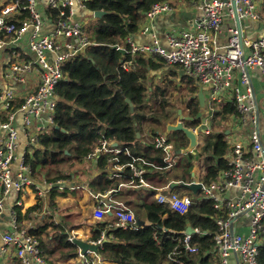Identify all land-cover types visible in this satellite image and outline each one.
I'll return each instance as SVG.
<instances>
[{"label": "built area", "instance_id": "obj_1", "mask_svg": "<svg viewBox=\"0 0 264 264\" xmlns=\"http://www.w3.org/2000/svg\"><path fill=\"white\" fill-rule=\"evenodd\" d=\"M43 2L44 5L39 4V0H3L0 5V117L4 114L7 117L0 122V216L3 211L2 196L9 194L11 190L19 194L25 186L32 184L26 175L30 169L24 165L25 157L21 160L22 172L18 174V179H12V168L19 147L15 117L17 114L22 115L26 144L30 148L35 146L52 124L56 107L55 88L64 78L63 65L91 45L85 33V21L82 16L76 15L84 13L87 0ZM235 3L240 20H261L254 0H235ZM174 9L168 2L154 4L146 13V20L149 22ZM47 10L56 13L52 21L46 15ZM200 10L202 14L196 19L192 29H179L166 34V48L155 42L150 46H140L132 38H127L129 52L131 55L160 58L168 66L181 68L184 75L197 86L207 88V122L213 118L212 105L232 104L236 112L229 116L238 118L241 127L244 123L249 126L247 144L236 142L229 146L228 134L227 169L219 173L215 182L204 185L196 180L190 183L170 181L163 188L156 189L154 199L171 211L184 215L194 204L187 186L200 183L199 196L211 200L215 210L217 230L213 241L216 263L230 264L231 258L235 257L238 264H257L260 237L264 231V146L260 134V111L250 84V71L258 70L264 76V34L254 40L243 39L242 36L240 41L238 31L233 28L229 31L227 43L218 48L215 46L214 36L220 30L224 11L228 10V15L234 18L231 2L207 0L202 3ZM24 11L28 16L23 22L16 21ZM49 26L50 30L47 29ZM28 32V53H24L20 41ZM4 52L7 54L6 58H3ZM122 68H134V65L128 62ZM31 75L35 80V88L21 97V92H17L16 87L18 84L24 85ZM17 98L23 99L21 106L16 111L9 112ZM192 129L197 133L198 126ZM210 133L211 130L208 129L205 135ZM153 144L156 149L164 152V161L168 163V167L174 165L175 161L171 158L174 149L167 135L156 136ZM105 153L117 155L121 153V149L102 141L89 158L95 159ZM143 164L144 162L133 160L128 165L133 178L132 188L146 186ZM122 169L123 166H116L114 176L117 177ZM173 183L176 186H172ZM15 204L21 206L20 201ZM109 213L115 220L112 228L127 230L138 227L132 211L125 205L100 202L93 208L92 216L102 221ZM10 219L13 231L3 235L0 253L12 248L15 258L21 264L42 263L38 241L27 229L18 226L16 211L11 213ZM146 225L150 226V223ZM194 230V234H205ZM183 235L180 242L184 247L183 254L176 247L168 255L169 260L179 264H182L181 257L198 251L190 245L192 235L185 232ZM103 236L102 234L99 241L92 243L100 245L104 240Z\"/></svg>", "mask_w": 264, "mask_h": 264}, {"label": "trees", "instance_id": "obj_2", "mask_svg": "<svg viewBox=\"0 0 264 264\" xmlns=\"http://www.w3.org/2000/svg\"><path fill=\"white\" fill-rule=\"evenodd\" d=\"M181 1L190 7L198 2ZM162 2L168 0H87L86 10L105 14L96 19L94 24L86 26L85 33L91 45L63 65L64 78L55 88L56 107L52 124L39 138L40 149H34L32 156L26 155L24 159V165L30 169V178L35 183H41V177H44L48 184H55L66 179L64 169L88 159L99 142L104 141L110 145L117 143L121 153L101 154L95 160L98 168L105 173L109 168L123 166L120 176L130 187L133 178L128 165L133 160L144 162L146 171L143 178L146 186L134 188L133 192H137L138 197L144 194L146 198L138 203L125 202L124 205L132 211L136 222L142 220L149 222L150 226L123 230L111 227L114 219L95 220L91 241H99L102 234L105 240L99 245L100 264H179L169 260L168 255L176 247L183 254L184 247L180 242L188 226L205 234L191 236L190 245L198 251L181 257L182 264H214L213 235L217 226L213 202L197 193L195 196L198 197L194 199L188 212L180 215L167 206L158 204L153 197L156 189L163 188L170 181L190 183L194 178V164L191 162L193 156L189 154V159H179L168 167V163L164 161V152L156 149L153 144L160 131L164 132L165 124L174 120L169 116L170 113H176L171 99L184 87L186 99L182 101L185 102L188 116L195 118L199 112L198 100L193 98L197 92V85L193 80L186 77L187 80L183 78L178 85L172 75L168 74L162 80H167L165 84L154 85L152 81L148 82L150 73L168 65L160 58L131 55L129 52L126 39L138 33L146 19V13L154 4ZM46 15L52 21L56 13L47 10ZM27 16L24 11L16 21L23 22ZM128 62H132L134 68H122ZM126 99L132 103L133 113L130 112ZM22 102L23 99L17 98L9 112L16 111ZM235 112L236 108L232 104L214 108L213 122L218 117L223 122ZM6 119L4 114L0 117V122ZM185 124L189 128H196L199 122L194 120ZM136 132L140 138H137ZM144 134L151 137V142L141 147ZM172 135L171 140L167 138L174 150L187 146L188 141L182 133ZM199 151L204 164L199 181L210 185L216 181L221 171L227 169L229 146L225 131L207 135L202 139ZM119 185L122 183L106 179L99 184L101 191L110 193ZM55 189V186L50 189V203L56 196ZM189 194L194 196L191 192ZM43 205L44 201H38L36 206L23 215L17 211V223L28 219L29 212L40 213ZM25 229L38 241L43 262L50 260L53 252L58 250L68 251L71 258L76 257L77 247L68 239L65 232L68 230L62 225L50 221ZM49 230L56 231L54 235L57 240L52 248H46L51 238ZM257 264H264V231L258 248Z\"/></svg>", "mask_w": 264, "mask_h": 264}, {"label": "crops", "instance_id": "obj_3", "mask_svg": "<svg viewBox=\"0 0 264 264\" xmlns=\"http://www.w3.org/2000/svg\"><path fill=\"white\" fill-rule=\"evenodd\" d=\"M205 1L207 0H198L195 6L190 7L181 0H176L175 1L176 3L170 2V0H168V3L173 4L175 8L174 11L167 14L159 15L149 22L145 19L142 25L140 26L138 33L134 37H131L133 42L140 46L141 45L150 46L155 42L160 47L166 48L167 47V42L165 39L166 34L171 31H175L179 29H192L196 19L199 18L202 14L200 7L202 3ZM222 1L231 2V0H222ZM259 1L260 2H258V7L256 6V8H260V10L264 12V0H259ZM39 4L44 5L43 0H39ZM76 15L84 17L83 15L86 14L79 12L76 13ZM260 15H261L260 21L242 20L240 30L243 39L254 40L261 37L264 34V14L260 13ZM233 28H236L234 18L228 15V10H225L222 18L220 30L214 36V43L216 47L221 48L227 43L228 38L230 36L229 31L230 29ZM47 29L50 30V26L47 27ZM44 32H46V30ZM28 35L29 32L24 34V36L20 41L21 50L24 53H28L27 50ZM4 57L5 58L7 57V54L5 52L3 53V58ZM27 57H32V56H27ZM168 74L172 75V79H174L176 84L178 85L183 78L187 80L181 68L176 66H166L161 70L151 72L149 77L161 76V75L168 76ZM250 84L253 89L254 95L258 101V106L260 111L259 112L260 134L264 146V76L258 70H251ZM180 86H184V85H180ZM0 87H2L1 71H0ZM34 88H35V80L33 79L32 75L29 76V78H27V81L24 85L18 84L16 87L17 92H19L20 90L21 97L24 96L23 92L26 91L27 93L28 90H33ZM198 90L199 89L197 86L196 94L198 93ZM207 97H208L207 91H204V98H206L205 102L207 101ZM185 99L186 98H184V100ZM180 100L181 103L184 102L182 101V99ZM180 104H177L179 108L174 107L176 111V117L178 115V111H180L183 116H188V111L184 112L183 110H180V107H182ZM206 108L209 110V106H207V102H206ZM174 120L171 122L176 123L177 121ZM225 120L226 121H224V123L226 122L227 126L224 129V131L226 136H228L229 134L228 137L229 146L236 142L247 144L246 134H248L249 132L248 124L244 123L241 127L240 120L232 116H227ZM22 121H23L22 115L17 114V116L15 117V126L18 131L19 147L17 149V158L12 168V179L14 181L18 179V174L22 172V168H21L22 158L24 159L26 155H29V157H31L32 154L34 153V149H40L39 142L31 148L27 146L26 144L27 137L25 135V132L22 130L23 128ZM222 123L223 122L221 121L219 127L222 125ZM211 130L213 131V128ZM162 134H164V132ZM1 136H2V131L0 130V138ZM143 138L144 139L141 140V147L146 145L148 142H151V137L149 135L144 134ZM200 143L201 141L199 139L198 145L195 149L196 153L194 155L190 154L191 156H193V158H191V162L193 164L195 162H198L197 157L199 156L200 153L199 151ZM113 144L111 145L113 146ZM116 147H119V145H117ZM63 171H65V174L67 176L66 179L57 181L55 184L52 183L48 184L45 181L44 177H41V183L37 184L34 182V180L30 178V171H29L26 175L28 178H30L32 184L25 186L22 189V191L19 193L20 198L14 190H11L9 194L2 196L3 211L0 216V250L3 247V241H2L3 235L10 231H13L12 226L10 224L11 213L13 211L16 212L20 211L21 214L23 215L27 212L28 209L36 206L38 201L39 202L44 201L42 211L37 214L34 212H29L27 215L28 219H22V221L18 223V226L23 228H31L34 227L36 223L37 224L35 226L38 227L43 225V223L45 222L54 221L56 224H60L63 227H65L66 230H68L65 231L68 236V239L70 238L71 240L78 239L83 242L92 243L93 242L91 241L92 225L96 220L92 216V211L93 208L97 206L96 205L97 203L99 204L101 202L104 204L107 203L118 206V205H124L125 202L138 203L141 200L142 201L144 200L142 196L138 197L136 195L134 197L135 189L131 188L129 186V183H125L122 180L120 174L123 172V169L117 173L118 176L116 177L114 176V174L116 173L114 168L107 169L105 173L104 171H101L98 168L97 160L88 158L82 161L81 163L74 164L73 166L67 168L66 170L64 169ZM193 174L194 176L197 175L195 165L192 175ZM105 179L112 180L115 182H121L122 185H119L117 189L112 190L111 193L107 191L103 192L100 190L99 184ZM32 185H34V188L32 187ZM54 186L57 188L55 189L56 196L54 197L53 202L50 203L49 193L51 191L50 190L51 187ZM33 189L34 190L36 189L38 191L34 192ZM16 201L21 202L20 207L16 206L15 204ZM104 219H106V221H111L113 220V216L112 214L109 213L107 214V216H105ZM146 223L148 224L149 222ZM49 231H52L53 235L56 234V231L53 230H49ZM50 237H51L50 241L47 243L46 248L47 247L52 248L56 244L57 237L55 235ZM55 252H53V256L51 258L54 257ZM43 254L44 253H42V255ZM75 254L76 257L71 258L69 252L64 251L62 256L66 257V262L78 258L79 256L82 259L81 261L78 260L79 263L81 264H88L89 261L92 262L93 260H96L98 262L96 264L101 263L100 256L94 253H87L85 255H81L79 249L77 248ZM56 262L57 264H59V261ZM0 264H21V262H18V259L15 258V251L12 248H9L5 252L0 253ZM32 264H36V263H32ZM105 264H114V263H105ZM230 264H238L235 257L231 258Z\"/></svg>", "mask_w": 264, "mask_h": 264}, {"label": "water", "instance_id": "obj_4", "mask_svg": "<svg viewBox=\"0 0 264 264\" xmlns=\"http://www.w3.org/2000/svg\"><path fill=\"white\" fill-rule=\"evenodd\" d=\"M231 7L233 10V16H234V21L236 24V30L239 33V38L241 41L242 40V34H241L240 29H241L242 20H240L238 18V15L236 12L235 0H231ZM84 14H86V16H90V17H93L95 19H98V18H101L105 14V12H101V11L90 12L88 10H85ZM198 89H199L198 93L195 96H193V98H197L198 104H199V112L196 115V117L192 118L190 116H183L181 114V112L178 111V121L175 124H173V123L165 124V130H164L165 135L168 136V135H170L172 133H176V132L182 133L188 141L187 146L184 149L174 150L173 153L177 156L188 155V154L194 155L196 153L195 149L198 145L199 136L201 134H205V132L208 129H210V125L207 122V115L209 114V111L206 108V102H205V98H204V91L207 90V88L198 86ZM126 102L130 108V112L133 113L132 103L130 102L129 99H126ZM194 120L199 122L197 133H195L192 128L187 127L185 124V122H188V121L190 122V121H194ZM136 136H137V138L140 137L138 132H136ZM113 146L116 147L117 143H114ZM263 156H264V147H263ZM192 176H194V174ZM172 186H176V184L173 183ZM200 188H201L200 183H191L190 185L187 186V189L194 196L198 193ZM136 225L138 227H142L143 225H146V222L145 221H137ZM194 233H195V230L193 228H191L190 226H188L186 228L185 234L193 235ZM71 241L79 249L81 255H85L87 253H94V254L99 256V249H100L99 245L94 244V243H90V242H83V241L78 240V239H73ZM102 242L104 243L105 240H103Z\"/></svg>", "mask_w": 264, "mask_h": 264}, {"label": "rangeland", "instance_id": "obj_5", "mask_svg": "<svg viewBox=\"0 0 264 264\" xmlns=\"http://www.w3.org/2000/svg\"><path fill=\"white\" fill-rule=\"evenodd\" d=\"M3 0H0V3L2 2ZM176 0H170V2H173V3H176L175 2ZM255 1V4H256V6L258 7V2H260L259 0H254ZM260 7V6H259ZM257 12H259V13H261V14H264V12L262 11V10H260V8H257ZM83 19H84V21H85V24H86V26H89V25H91V24H94L95 23V18H93V17H90V16H84L83 17ZM154 75V74H153ZM159 77H162V78H159ZM166 77L165 76H153V77H149L148 78V82H150V81H152L153 82V84L154 85H156V84H160V85H162V84H165L166 83V81L167 80H165V82H162V80L163 79H165ZM148 86H149V84H148ZM163 88H166L165 86H163ZM184 87H182L181 88V90H180V93L179 94H176V95H174V97L171 99V102L173 101V100H175L174 102H172L171 104H173V106H175L176 108H179V106L177 105V103H178V101H179V99L180 98H178V97H181L182 98V100H184V98H186V92L184 91V89H183ZM25 93H26V91L25 92H23V95H25ZM182 95H183V97H182ZM179 104V103H178ZM182 107H180V110H183L184 112H186L187 110H186V105H185V102H182L181 104H180ZM212 107L213 108H215V109H218V107H219V105H212ZM166 112H167V109L165 110ZM169 116L171 117V120H173L175 117H176V113L173 115V113H170L169 114ZM178 116V115H177ZM177 118V117H176ZM175 118V120L174 121H177V119ZM214 120H213V118H211V119H208V124L210 125V130L213 128V131L211 130V133L213 132V133H218V131H222V130H224L225 128H226V126H227V124H226V122L224 123V120H223V123H222V125L219 127V125H220V122H221V119L218 117V118H216V120H215V122H213ZM226 121V120H225ZM212 127V128H211ZM262 129V128H261ZM163 133V131H160V134H162ZM173 134V133H172ZM172 134H170V135H168L167 137H169V140H171L172 138H173V135ZM207 135H205V134H201L200 136H199V139H200V141H202V139L204 140L205 139V137H206ZM196 151V150H195ZM171 158L173 159V160H175V162H177L179 159H182V160H186V159H189V155H180V156H177V155H173L172 154V156H171ZM197 160H198V162H195L194 163V165H195V169H196V172H197V175L196 176H194V178H193V180H196V181H199V179H200V174H201V172L203 171V166H204V164H203V159L200 157V156H198L197 157ZM136 196V193L134 194V197ZM142 197L145 199L146 198V195H142ZM193 197V199H196L198 196H192ZM37 224V223H36ZM35 224V225H36ZM49 235L50 236H54L53 235V232L52 231H49ZM261 239H262V236L260 237V241H261ZM64 253V251H62V250H58V252H55V254H54V257L53 258H51L50 260H47L46 262H43L42 264H57V262L56 261H59V264H81V263H79V261L78 260H82L79 256H78V258H75V259H73V260H71V261H69V262H66V257H63L62 256V254ZM84 258V257H83ZM88 260V259H87ZM214 260V264H220L219 262H217L216 263V260H215V258L213 259ZM96 263H98L96 260H93L92 262H88V264H96Z\"/></svg>", "mask_w": 264, "mask_h": 264}]
</instances>
